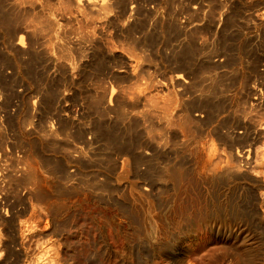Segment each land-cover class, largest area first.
I'll return each instance as SVG.
<instances>
[{
	"label": "bare ground",
	"instance_id": "6f19581e",
	"mask_svg": "<svg viewBox=\"0 0 264 264\" xmlns=\"http://www.w3.org/2000/svg\"><path fill=\"white\" fill-rule=\"evenodd\" d=\"M8 1H13L12 4L14 6H9L8 3L7 6L9 7H5L4 3L7 4ZM8 1L0 0V99H4L1 100L2 104L12 107L17 104L15 102L17 99L23 102L19 99L20 91L15 87L20 84V79L25 82V77L28 78L32 75L30 73L31 67L32 64L37 63V60L42 62L44 60L43 64L40 65L41 67L38 66L39 70L42 68L43 74H49L48 69L50 68L46 69L48 67L46 64L54 60L52 56L54 47L61 55L60 58L64 69L61 70L60 74L63 76V80L67 76L71 79L73 77L72 73L75 71V74L78 73L79 75L85 72L89 76L87 77L88 81L98 84L99 89H95L98 91L94 92V95L86 94L85 98H83L86 99L83 100V102L85 101L84 105H81L84 106L86 117L91 118L90 124H80L76 120V116L62 115V111H58V107L56 109L57 101L54 102V100H56L55 98L59 100V97L53 96L52 88L54 86L52 84V88L50 86L44 88V91H37L42 92L39 96V102L33 100L35 97L26 99L27 116L24 117L23 115L21 117L20 109L14 112L13 109L8 108L10 114L7 112V118H17V131L19 133L24 131L27 132V136L34 137L39 132L45 139L43 138L41 142L37 138L29 139L27 137L18 140V147L26 150L21 158H17L18 155L14 158L10 157L12 166L6 168L5 173H3L2 178L4 180L2 181L1 186L3 188L1 190L4 191V196L0 199V225L13 224V221L16 222L20 215L19 210H15L14 202H12L13 205L9 204L13 196L17 202L27 199L28 201L39 203L43 211L52 218L51 232L61 237V235L70 230V221H66L67 218L62 219L63 214H60L63 212L64 203L71 202L72 199L79 200L78 198L83 197V199H91L101 205H105L104 211L108 217H112L114 213L119 214L120 218L117 220L126 254L131 251L130 246H135L136 248H143L145 254L157 251L159 255L168 256L171 248H173L170 247V239L178 236V238L182 239L178 247L175 248L179 256L178 263L187 264L190 252L199 242L197 232L193 230H195L197 224L206 222L209 225V233H211L213 240L233 248L234 255L240 258V264H264V226L262 225L264 219L259 214L249 213L251 196L246 190H239L240 195L238 198L230 191L231 185L234 184V180H237V178L246 179V177H250L253 181L262 184L259 179L260 174L252 171V159L255 145L261 143L264 146V88H260L264 85L248 88V84H242V88L236 91V95L229 94L226 96L219 85V75L215 74L216 71L211 69L206 71V67L203 69L204 66H202L203 64L201 65L202 59L200 64L195 61L196 57L199 59L206 56L209 61L211 60V64L216 57L221 58L224 55H228L231 45L229 43L230 38L228 37L229 40L227 39L226 30L228 28L221 32H218V29L220 27L225 29L228 26V20L233 12L232 14L230 13V16L227 13L229 18H226L225 12H227V9L224 11L225 7L220 8L217 5L220 9L216 12L215 10L217 9L214 10V8L217 7L213 8L211 2H208L212 5L209 10L208 7L205 10V5L202 6L204 7L203 9L201 8L202 19H207L209 16L216 22V25L220 24V26L217 25L218 28L214 29L216 31H212V40L209 41L207 47L204 46L205 48L200 46V44L203 41L205 45L206 40L204 41L203 38L206 39L209 29H207L208 31L205 28L189 32L185 31L182 39L178 40L179 44L175 47H173V44L171 45V50L169 49L171 54L166 58L167 61H163L169 65L171 72L163 73L164 81L161 82L158 80L157 74H152L151 71L146 69V63L152 62V59H154V56L152 57L153 45V51L158 53V49H156L157 45H159L158 41H156L157 44H154V42L152 45V42L155 39L157 40V35L161 37L160 51L167 56L168 46L171 44L169 35L173 33L171 31H173L172 28L175 27V24L167 21L165 23V20L159 14L158 5L154 4L157 7V9H154L155 7L153 8V4L150 3L156 11L154 16H152L153 22L152 19H149L150 17H148L151 22L149 24L148 19L146 18L147 21L144 19L147 22L145 27L144 20L141 22L140 16V12H143L144 9L140 10L141 7L136 9L135 7L138 6L135 4L134 8L137 11L134 8L128 10L125 7L127 4L125 0H59V4L57 1L54 4L52 0H49L54 4L53 6L57 7V11L64 13V15H61L66 23L63 24L65 29H61L64 31L60 30L61 33L58 24L52 19L55 15L51 17L52 14L42 11L41 14H38L39 20L33 15L34 12L28 15L22 12V4L26 6L25 3H29L34 7L37 6L39 0ZM180 1L182 2V0ZM42 2L44 4V1ZM136 2L140 1L136 0ZM227 2L220 4L223 6ZM213 4L215 5L216 3ZM233 7V9L237 8V6ZM34 8L36 9V7ZM149 9L151 12V8ZM197 10L196 8L194 12ZM187 11L189 12V10ZM184 13H186V10ZM234 15L236 17V12ZM239 15L244 14L239 13ZM71 16L76 18L79 24L80 21H84L87 28L91 27L93 29H95L96 24H99L96 23V20L100 19L101 22L103 20L100 25L103 27L106 25L107 27L106 37L104 36L106 38L105 42L102 43L96 39L95 33L93 34L89 30L87 33L83 30L88 35L83 36L82 39L77 37L81 40V47H77L80 44H75L76 46H74L77 47V51L74 47L66 46L65 44L64 47L60 44L62 41L58 39V33L66 37V40L70 38L69 34L72 33L70 32V28L73 29L71 27ZM124 16L129 18V22H125L126 29L123 28L124 25L122 27ZM197 16L199 15L197 14ZM168 21H171V19H168ZM211 21L210 23H213ZM142 24L145 27H143L144 31ZM235 25L238 26L236 23ZM158 26L159 33L157 31ZM154 29L156 30L155 32ZM22 30H25L26 35L37 37L33 41H28V44L32 43L34 45V43L38 42L43 47V50H41L42 54L32 45L30 47L32 49L27 50L26 41L23 38H17V35L20 32L22 33ZM78 31L77 34L83 33L79 29ZM174 34L173 36H176ZM77 42L78 40H76ZM53 44L54 47H52ZM244 46L246 47L245 43ZM244 46L243 48H245ZM243 48L244 53H247V50ZM28 54L31 57V61L29 60L30 58H27L29 62H25L22 58ZM56 55L58 54L56 53ZM85 57H89L90 61L93 59L92 64H89L90 69L82 63V59L85 60ZM250 57L252 58V56ZM62 63L61 67L58 66L59 68H62ZM121 64L126 65V67L124 65L125 68L123 69H126L127 72H123L124 74L119 72L120 70L118 73L114 70L118 67L121 68ZM159 64L161 66V63ZM49 65H53V63H49ZM213 65L215 66V64ZM213 65L212 69H215ZM230 65L232 66L231 63ZM230 65L228 64V66ZM45 66L47 67L45 68ZM200 66H202L203 70L200 69ZM217 66L216 68L220 67V65L219 67ZM11 67L13 76L10 78L11 82L8 83L9 80H7L6 76L9 75H6L5 71L8 73V68L10 69ZM253 67L255 66L252 65ZM54 70L56 71V69ZM165 70L167 71V69ZM235 73L231 74L235 75ZM22 74H25V76ZM228 74L224 75L223 73L225 77ZM78 76L76 78H80ZM244 77L242 76V81ZM34 78L33 75V81L38 83ZM42 78L46 79L44 76ZM54 79L53 82L55 81ZM222 79L224 80L225 78ZM143 80H146V83ZM49 82L52 83L51 81ZM55 82L53 83L54 85L56 84ZM125 82L131 83L132 86L131 84L128 87H126L127 84L123 86ZM223 82L225 83L226 81L224 80ZM144 85L147 87H143ZM228 85L231 86L230 83ZM9 86L10 88H8ZM225 86L228 87L227 84ZM178 88L179 90H177ZM231 88L236 90V86L235 88L231 86ZM145 89L148 90V94L145 93L148 97H146L148 104L144 102L146 100L143 98ZM231 90L229 89V91ZM89 92L91 91L89 90ZM238 92L239 94L237 95ZM164 93L167 94V99L160 100V95ZM83 94L85 95V93ZM252 96L255 103L250 102ZM38 103L39 105H37ZM249 106L250 108L254 106L259 108L258 112L260 115L258 114V118L254 120L252 118L253 122L246 119L251 111V109L249 112L247 111ZM146 107L147 109H145ZM225 107L228 108L231 114L230 117L232 116L233 118L220 122L221 127L219 125L217 128L208 129L206 126L203 129L207 121L208 125H210L209 121L213 118L212 111H216L215 115H217V112H220L223 108L225 109ZM36 112L40 113L37 123L34 122L37 119H35L37 117ZM203 113L206 114V119L202 115ZM215 115L213 114V116ZM4 116L5 114L2 115L0 113L1 121ZM202 116L204 119H202ZM210 116L212 117L211 119ZM205 120L207 121L205 122ZM78 123L79 125H77ZM60 135H64V138L67 137L68 144L71 142V138L75 139L74 141H77V138L78 140L79 138L85 140V148L81 147L79 149L74 146L76 147V153L70 156L72 160L69 161V157L64 164L58 159L59 157L57 158L62 145L60 146L55 140ZM25 143H27V146H25ZM95 143L96 145L101 144V146L106 148L107 152L103 154V157L100 156L102 151L99 153L95 151L99 154L98 157H102L104 160H101L102 158L98 160L99 158L92 151L91 147ZM71 144L73 145V142ZM72 145H66L64 149L71 153ZM79 157L81 160L77 159ZM64 158H66V155ZM97 161H100V163L101 161L104 162L105 173H101L100 169H97L98 171L94 170L96 173L90 172L94 168L89 162L96 163ZM71 162L85 166V169H79L80 171L84 170V173L80 172L82 174L80 175L77 171L78 173L72 175L73 172H68L67 168H70L69 164ZM18 165H22V169ZM95 166L98 168L96 164ZM17 167L21 170H16ZM103 168L101 169L103 170ZM1 170H5V168L1 167ZM25 190L26 192H24ZM23 194L27 196L26 199L22 197ZM25 202L27 203V201ZM10 214L12 215L10 216ZM248 221H256L255 223L258 227L255 230L251 229L252 226H248ZM154 229L158 235L157 245L149 240L151 238L150 230ZM186 233L187 235L192 233L186 236L191 238L188 239V243L185 242L186 239L182 235ZM68 238H65L66 245L69 244ZM221 253L224 258L230 256L228 251L223 250Z\"/></svg>",
	"mask_w": 264,
	"mask_h": 264
},
{
	"label": "rangeland",
	"instance_id": "374dc122",
	"mask_svg": "<svg viewBox=\"0 0 264 264\" xmlns=\"http://www.w3.org/2000/svg\"><path fill=\"white\" fill-rule=\"evenodd\" d=\"M4 1H6V0H4ZM42 1H44V4ZM56 1L58 4L60 3L59 0H52V2L54 4L56 3ZM133 1L136 2V0H130V1L125 0V2H132V4L135 3ZM139 1L140 2H136L135 4L138 6L137 7L138 9L140 7H141L140 10L144 9L143 12L141 11L143 14L139 11L141 14L140 15L141 16V22L144 19L147 21L148 17H150L149 19H152V22H153L152 16H154V13L156 11L154 9H157V7H158L159 8V14H161V17L165 20V23L174 22L173 24H175L174 26L176 27V28L175 27L172 28L173 31H171V33L172 32L173 33L169 35V37H170L169 39L171 40V44H169V46H168L169 48H168L167 56H166V54H164L163 52L160 51L159 46L161 43V41H160L161 37H159L157 35V37H156L157 40L155 39L152 42V45H153L154 42H155L154 44H157L156 41H158L159 45H157V47H156V49H158V53H156V51H153L154 50V45H153L152 57L154 56V59H152V62L146 63V66H147L146 69L151 71L152 74H154V73L157 74L159 81H161V82L164 81L163 80L164 76L162 75L163 73H170L171 72L169 65H167V63H164V62L167 61L166 58H168V56L171 54V51H170L171 45L173 44V47L177 46V44H179L178 40L180 41L182 39V37H183L182 35L185 33V31L189 32V31H194L195 29H202V28H205L206 30L209 29V31L207 30L208 33L206 34V39L203 38L204 41L206 40L205 45L203 44V41H202V43L200 42L201 43L200 46L207 47V45H209V41L212 40L211 35L214 31H216L214 29H217L218 26H220V24L219 25L217 24L218 25L217 26L216 22L213 19H211L208 15H207L208 16L207 19L206 18L202 19L203 18L202 9L205 7V10H206L208 7V10H209L211 8L210 6L213 5V8L217 7V8H214V10L217 9V10H215L216 12H218V9H220L221 7H225L224 11H226V9H227V12H225L226 18L227 17L229 18L230 13L232 14V12H233L232 16H230V18L228 20V26L225 29H223L224 27H220L218 29V32H221V31L226 30L228 28L226 30L227 39L229 40V38H230V40H229V43H231L230 52H232V53L231 54H229L230 52L228 53V55H230L229 57H227L228 55L227 56L224 55L221 58L216 57L215 60L212 61L211 64H210L211 60L209 61V59H207L206 56H203V58L200 57L199 59H198V57H196L195 61H197L200 64V61L202 59L201 65L203 64L202 65V66H204L203 69H205V67H206V69H205L206 71L211 69V70H215L217 72V73L215 72V74L217 76L219 75L218 76L219 82H220L219 85L224 90L226 96H228L229 94L230 95H236V91L239 90L240 88H242V84H248V88L258 87L260 85H264V0H208V1H206V0H199V1L198 0H185V1H183L182 0V2L180 0H165V1L164 0H146V1L145 0H143V1L139 0ZM141 1H142V3H141ZM152 2H155V3H152ZM208 2H211L212 5L209 4ZM212 2L216 3V4L214 5ZM223 2L224 3L227 2V4L226 5L224 4L222 6L220 3H223ZM8 3H9V6H14L12 4L13 1H8L7 4L4 3V6L9 7V6H7ZM53 3H51L49 0H48V2H47V0H39L37 6H34V7H36V8L41 7L40 9H43V8L46 9L47 13H49L50 15L52 14L51 17L53 15H55L52 17V19L58 24L59 31L61 29L64 30L65 25H63V24L66 23L65 19L62 18V15H64V13L57 11V7L53 6L54 5ZM150 3L153 4V8L155 7L154 9L152 8V5ZM25 4H26V6L24 4L21 5L22 12L27 14V15L33 14L32 12H34L33 15H35V17H37L39 19L37 12L35 14V11H33V10L31 12H28L26 10V8L33 9L34 8L33 5H31L29 3H25ZM39 4H41V5H39ZM48 4L51 6L49 7ZM154 4L156 6L157 5L158 6L156 7ZM197 4H198V6L200 4V6H199L200 8L197 6ZM43 5H44V7H42ZM145 5H147V6H145ZM217 5L220 8H218ZM202 6H204V7H202ZM229 6H230V8H229ZM233 6H237V8L235 7V9H233L234 8ZM51 7H53V8L51 9ZM145 7H146V10H145ZM231 7L233 10L231 9ZM238 7L240 8V10ZM149 8H151V10H152L151 12H150ZM182 8L184 9V11ZM196 8L198 9L197 10L198 13H197V11L194 12V10ZM199 9H200V11H199ZM185 10H186V13L188 14V16L186 13H184ZM187 10H189V12ZM144 11L146 12L145 14H147L149 16H146L144 14ZM176 11H178L180 14ZM241 11H243V12L241 13ZM190 12H192V13H190ZM235 12H236V17L234 15ZM151 13H153V14H151ZM193 13H195V14H193ZM227 13L229 14V16ZM239 13L244 14L245 16L239 15ZM58 14L60 17L58 16ZM197 14L199 16L196 17ZM226 14H227V16H226ZM174 16H175V18H174ZM239 16H241V17H239ZM126 17L127 16H124L123 24H122V27L124 25V27H123L124 29H126L125 28L126 23L129 22V20H128L129 18L128 17L126 18ZM184 17H185V19H184ZM232 17H233V19H231ZM149 19H148V24L151 23L149 21ZM168 19H171V21H168ZM208 19L210 21L212 20L211 22H213V23H210V21ZM145 20L143 21V23L147 24V22H145ZM58 21H60V22H58ZM71 21H72L71 27L73 29L70 28V32H72L73 34L70 33L69 36H70V38L72 36V38H71L72 41L70 40V38L66 40V37L62 36L61 33L64 32L62 30H61L62 32L60 31L61 33L57 34L58 39L60 41H62V43H60V44H62L63 46H64V44L66 46H70V47H74L76 45H79L81 43V40L78 38L80 37L82 39L83 36L88 35L85 32H83V30H85L87 33L89 31L92 32L93 34L95 33L96 39L100 40L102 43L105 42V39H106L105 33H106L107 27H106V25L104 27L102 25H100V23L102 24L103 20H102V22L100 21V19L96 20V23H99V24L98 25L96 24L95 29H93L91 27H88L89 28L88 29L85 26L86 24L84 21L82 22L79 20L80 21V24H79L78 20L76 18H73L72 16H71ZM61 22H63V23H61ZM177 22H179L178 23L179 26L177 25ZM81 23L84 25H82ZM235 23L238 24L239 27L240 26L241 27L239 28L237 25H235ZM61 24H62V26H61ZM144 24H142V28L144 27ZM146 24H145V27L147 26ZM233 24H234V27H233ZM148 27H147V29H148ZM144 28H143V31L145 30ZM155 28H156V26H155ZM78 29L81 31V33L82 32L83 33L82 34L79 33L80 35L77 34V32H79ZM234 30H236V31H234ZM24 31L25 30H22V33L20 32L17 35V38H23L26 41V48L28 47L27 50L32 49V48H30L32 45L38 49V52L40 54H42L41 50H43V47H41V45L38 42L36 44L34 43V45L32 43L28 44V41L29 42H30V40L33 41V40L37 39V37L31 36V35H26V33ZM155 31L156 30L154 29V32ZM157 31L159 33V26L157 28ZM174 32H175V34H174ZM236 33H238V34H236ZM76 34L79 36H77ZM173 34L176 36H173ZM239 36L240 37L242 36L241 37L242 39ZM76 40H78L77 43H76ZM234 40H236L237 43L234 42ZM66 41H68V42H66ZM244 43H245L246 47L244 46ZM242 45L245 48H243ZM233 46L235 47V49ZM52 47H54V44ZM77 47H81V44ZM77 47H74L76 49V51H77ZM242 48L247 50V53L245 52L246 54L244 53V50H242ZM246 48H248L249 50ZM232 49H234L235 51L234 50L232 51ZM248 51H250V52L248 53ZM56 53L59 56L56 55ZM242 53H244V54H242ZM155 55H156V57H155ZM158 55H159V57H157ZM233 55H235V56L233 57ZM52 56L54 58L53 62L52 61L47 62L46 65L48 67L45 66V68L47 67L46 69L50 68V69H48L49 74H47L46 72H45L46 74H43L42 68L39 70V67H41L40 65L43 64L44 60H43V62L40 60L41 63L39 60H37L38 64L37 63L32 64L31 71H30V73L32 75L30 74L31 76H29L28 78L25 77V82H24V80L20 79V81H19L20 84H17V86L15 88L16 89L18 88L17 90L20 91L21 98L19 96V99H21V101H23V102H20V100L17 99L15 102L18 105L14 104V106L8 107L5 104H2L3 102L1 103V100H4V99H2V98L0 99V111H1L0 113L2 115L5 114V116L2 118V121L0 120V199L3 198V196H4L3 195L4 191L1 190L3 188L1 186L2 181L4 180L2 178L3 173H5L6 168H8L9 166H12V160L10 159V157L14 158L18 155L17 158H19V157L21 158V157H23L24 152L26 150V149H22L21 147H18V145H19L18 140H20L23 137L24 138L27 137L29 139L37 138L41 142V141H43L42 139L44 138V136L39 132L37 134H35L34 137L27 136V132H24V131L19 133L17 131V127H18L17 118L16 117L10 118V119H9V117L7 118V112H9V114H10V111H9L10 108L13 109L14 112L19 111V109H20V114H22L21 117H23V115H24V117L27 116L28 109H26V105H25L26 99L35 97V98H33V100L36 102H39V96L42 94V92L40 93L37 91H42V90L44 91V88H48L52 84L54 86V88H52V86H51V88L53 89V91L51 90L53 93V96L59 97V100H58V98H55L56 100H54V102L57 101L56 102L57 104L55 105L56 109L59 108L58 111H60V112L62 111V115L67 114V116L68 115H73L74 117L76 116V120L80 124H90L91 118L86 117L87 115H85L86 113H85L84 108H83L84 106H81V105H84L83 103L85 101L83 102V100H86V99H83V98H85L86 94L90 93L88 95H91V94L94 95L95 94L94 92L98 91L95 89H99V85L96 84L95 82L88 81L87 77H89V76H87L85 72L79 75L78 73L75 74V72H76L75 71L74 73H72V76L73 77L75 76L74 78L72 77L70 79L67 76L63 80V76H61L60 73H61V70L64 69V66H63V63L61 62L62 61L60 58L61 55L58 53V51L55 49V47L53 48ZM250 56H252V58ZM27 58L28 59L30 58L29 60L31 61V57L29 54L25 55L22 59L25 62L26 61L29 62V60ZM85 58H84L85 60L82 59V63L85 64L84 66H87V67H89L88 69H90L89 64H92L93 59L90 61L89 57H85ZM217 59H218V61H217ZM155 60H156V62H154ZM58 62H60V63H58ZM49 63H53V65H49ZM61 63H62V68H59V67H61ZM159 63H161V66H163V67H161ZM230 63L232 64V66L230 65ZM247 63H250V64H247ZM213 64H215V66ZM228 64L231 67L228 66ZM121 65H122L121 68L118 67V68H115L114 70L117 73L119 70H120L119 72H122V73L127 72L126 69L125 70L123 69L126 67V65L125 64H121ZM124 65H125V67H124ZM212 65L215 67V69H212ZM219 65H220V67H219ZM222 65H224V66H222ZM244 65H245V67H244ZM252 65L255 66V67H253L254 69L252 68ZM202 66H200V69H202ZM216 66L219 67L220 69L216 68ZM35 67H37L38 69ZM248 68H250L249 71H248ZM54 69H56V71ZM165 69H167V71ZM34 70H36V71H34ZM53 71H55V72H53ZM86 71L90 72L89 70H86ZM34 72H36V74H34ZM91 72H92V70H91ZM242 72H244V73H242ZM106 73H107V71H106ZM223 73H224V75L228 74V73L229 74L226 75V77H225L223 75ZM231 73H235V75H233ZM241 73L244 75H242ZM251 73H252V76H251ZM5 74L10 76L9 77V76L5 75L7 77V80H9L8 83H10L11 82L10 78L13 76L12 67L10 69L8 68V73L5 71ZM40 74H41V77H40ZM58 74H59V76H58ZM220 74H222V75H220ZM22 75L25 76V74H22ZM33 75L35 78H37V79L34 78V80L35 81L37 80L38 83L33 81ZM138 75H139V73H138ZM239 75H241V76H239ZM43 76L46 77V79L42 78ZM77 76L80 78H76ZM85 76H86L87 80L85 79ZM159 76H160V78H159ZM233 76H234V78L236 76L237 77L234 79ZM242 76H245L244 77L245 80L243 79V81H242ZM54 77H55V79H54ZM161 77H162V79H161ZM57 78L60 80H58ZM222 78H225L224 80L226 81L225 83L227 84L228 87H226V86H225L226 88L224 87V85H226V84L223 82L224 80ZM229 78H230V80H229ZM53 79L55 81H57V82L54 81L56 83L55 85L53 84L54 83ZM220 79H222V81H220ZM61 80H63V81H61ZM89 80H91V79L89 78ZM227 80H229V81H227ZM234 80H236L237 82ZM31 81H32V83L34 82L36 84V87H35L34 83L33 84L31 83ZM49 81H51L52 83H50ZM66 81H68V82H66ZM77 81H78V83H77ZM238 81H239V83H238ZM143 82L146 83V80H143ZM244 82H246V83H244ZM63 83L65 84V88L67 87L66 88L67 90L64 88ZM229 83L234 88L236 86V90L235 89L233 90L231 88V86L228 85ZM235 83H237V84H235ZM60 84H62V85H60ZM66 84H67V86H66ZM126 84H127V86H126ZM130 84L131 83H129V82H125L123 84V86L128 87V86H130ZM222 84H224V85H222ZM249 84H250V86H249ZM131 86H132V84H131ZM60 87L62 88V91H61ZM143 87L146 88L147 86L144 85ZM8 88H10V86ZM24 88H25V90H24ZM227 88H229L230 90L232 89V90L231 91H229V89L226 90ZM260 88H264V86H262ZM58 89H59V91H58ZM77 89H78V92H77ZM81 89L83 90V92ZM89 90L91 92H89ZM177 90H179V88ZM147 91L148 90L145 89V91L143 93V98H145V100H146L144 102H146V104H148V101H147L148 97L146 95V94H148ZM24 92H26L28 95ZM35 93L38 96H36ZM83 93H85V95ZM73 94H74V96H73ZM238 94H239V92L237 93V95ZM79 95H80V98H79ZM163 96H165V97H163ZM76 98H78L77 101H76ZM161 99H167V94L166 93L161 94L160 100ZM78 100L80 103L78 102ZM75 101H76V103H74ZM250 102L255 103V100H253V96H252V100ZM263 102H264V100H263ZM77 103H79V104H77ZM37 105H39V103ZM74 105H76L77 107ZM18 106H20L21 108L19 107L17 109ZM145 109H147V107ZM250 109H251V111H250ZM258 109L259 108H257L256 106H254L252 108H250V106H249V108L247 107V111L248 112L250 111V113H249L250 115L248 114L246 119L253 122L254 119L258 118V116L260 115L258 112ZM75 111H76V113H75ZM14 112H12V113L14 114ZM72 112H73V114H72ZM82 112L84 115L82 114ZM212 112H213L212 113L213 118L210 116V119L212 118L211 121H213V122L209 121L210 125H208V121L205 120V122L207 121V124H205L204 127L202 126L203 129H205L206 126L208 127V129H213L215 127L217 128L219 125H220L219 127H221V123L224 120H229V119L233 118L232 116L230 117L231 114L228 111V108H226V107H225V109L223 108L220 112H217V115H215L216 111H212ZM36 114H37V117H35V119L36 118L37 119L34 122L38 121L39 117H40L39 116L40 113L38 114V112H36ZM213 114L215 116H213ZM202 115L204 116V118L207 117V116H205L206 115L205 113H203ZM252 115H254V117H252ZM203 116H202V119H204ZM216 116L218 117V119ZM92 117H94V116H92ZM79 118H81V119H79ZM240 118H241V116H240ZM252 118H253V120H252ZM215 119H216V121H215ZM221 119H223V120H221ZM87 122H89V123H87ZM79 123L77 125H79ZM6 133H8V134L6 135ZM64 137H65L64 135H60L59 138H61L62 140L57 138V137H56L57 140H55L60 146L62 145V148L59 149V152H58L59 155H57V158L59 157L58 159H60V161L63 162V164H64L66 159H68L70 156H72L74 153H76L75 152L76 147H78L79 149L81 147L85 148V140H82L79 138V140H80L79 141L77 138V141H74L75 139L71 138L70 141L73 142V145H72L71 142H69V144H68L67 137L66 138H64ZM66 145H72L73 148H71V151H72L71 153H69L68 150L64 149V147ZM94 145H96V143ZM94 145H93L94 149H93V147H91L92 151H94V152L97 151L98 153L102 151L103 153L101 152L100 156L103 157V154H105L107 152L106 148H104V146H101V144H97L98 146L97 145L94 146ZM25 146H27V143H25ZM74 146H76V147H74ZM97 152H95V155H97V157H98L99 154ZM65 155H66V158H64ZM3 157H5V158H3ZM98 158H99L98 160L101 159L100 157H98ZM77 159L79 160L80 157ZM70 160H72V157H70L69 161ZM101 160H104V158H102ZM66 162H67V160H66ZM97 162H99V163H97ZM97 162L96 163L89 162V164H92V167L94 168V169H91L90 172H95V171H98L97 169H100L99 171H102L101 173H105L104 162L101 161L102 164L100 163V161H97ZM252 162H253L252 163V167H253L252 171L254 173L260 174L259 179L261 180L262 184L253 181L252 179H250V177H246V179L237 178V180H234V184L231 185L232 188H230V191L234 193V196L236 198H238L240 195L239 190H241V189L246 190L249 193V196H251V206L249 208V213L250 214H259V216L262 217V219H264V146L261 143H258L255 145V151L253 153ZM19 164H20V162H19ZM95 164L98 166V168H96ZM100 164H101V166H100ZM103 164H104V166H103ZM78 165L71 162L69 164L70 168L67 166L68 172H73L72 175L79 172L78 174L82 175L81 173H84V170H82L83 171L82 172L79 169H81V168L85 169V166H82V165L78 166ZM18 166L21 169L23 167L22 165H18ZM88 166H90V165H88ZM1 167L5 168V170H1ZM19 167H17L16 170H21V169H19ZM101 168H103V170ZM24 192H26V190ZM22 197H24V199H26L27 196L23 194ZM80 198H78L79 200L72 199L71 202L70 201L66 202L67 204L64 203L63 209H62L63 212H61L60 214H63L62 219L67 218L66 221H70V227H69L70 230L67 233H64V235H61V237H58L53 232H51V229H52V218H51V216L49 214H46L45 211H43V209L39 203L34 202V201H28L27 199L25 200V201H27V203L24 200L23 201L21 200V202H19V201L17 202L16 198L12 196L11 202L9 204L11 205L12 202H14L13 204L16 207L15 210H19L18 212H20L19 213L20 215L18 216V219L16 222L13 221V224L10 223V224H8V225L6 224L4 226L0 225V264H181V263H178L179 256H178L177 251H175V248L178 247V244L182 241V239L178 238V236H174L170 239V242H171L170 247H173V248H171V251H170L168 256L159 255V252H157V251L151 252L149 254H145L143 248H136L135 246H130L131 251H129V253L126 254V252L124 251V245H123V242L121 239V234L119 231V225H118V220H117L120 218L119 214L114 213V214H112L113 218L110 216L108 217L107 215H105L106 214L104 211L105 205H103V204L101 205V204H99L96 201L91 200V199L87 200V199H83V197H82L80 200ZM70 203H71V205H70ZM30 205H31V207L33 205V208H30ZM23 209H24V211H23ZM11 215L12 214H10V216ZM108 218H110V219L108 220ZM255 222L256 221H248V226L249 227L252 226L251 229H253V230H255V228L258 227V225ZM262 225L264 226V222L262 223ZM193 231L197 232V237H198L199 242L193 248L192 252H190V254L187 258L188 263H191V264H240L241 263L240 258L237 255H234L233 248H231L230 246H226L223 243L215 242L213 240L211 233H209V225L206 224V222H203L202 224H197V226L195 227V230H193ZM150 232H151V234H150L151 238L149 240H151L153 243H155L157 245L158 244V235H157L156 230L155 229L152 231L150 230ZM263 232H264V227H263ZM190 234H192V233H188V235H190ZM182 235L186 239L185 242L188 243V239H191V238L186 237V236H188L187 233L182 234ZM66 237H69L68 238L69 244H67V245L65 244V241H66L65 238ZM223 250L228 251L230 256L227 258H224L222 256V253H221ZM65 254H67L68 257Z\"/></svg>",
	"mask_w": 264,
	"mask_h": 264
},
{
	"label": "crops",
	"instance_id": "0c3cea01",
	"mask_svg": "<svg viewBox=\"0 0 264 264\" xmlns=\"http://www.w3.org/2000/svg\"><path fill=\"white\" fill-rule=\"evenodd\" d=\"M125 7H127L128 10H130L131 8H134V7H135V3L132 4V2H127V4H126ZM135 8L137 9V7H135ZM135 8H134V10H136ZM26 10H27L28 12H31L32 10H33V11H36L37 14H41L42 11H43V12L46 11V9H44V8H43V10H42V9L39 10V8H36V9H35V8H33V9L26 8ZM39 12H40V13H39ZM38 16H39V15H38ZM39 20H40V18H39ZM30 208H32V207L30 206ZM31 215H32V214H31ZM31 215H30V216H31Z\"/></svg>",
	"mask_w": 264,
	"mask_h": 264
}]
</instances>
